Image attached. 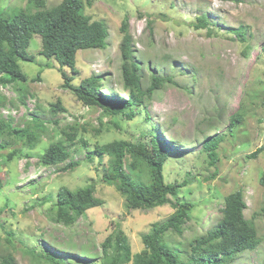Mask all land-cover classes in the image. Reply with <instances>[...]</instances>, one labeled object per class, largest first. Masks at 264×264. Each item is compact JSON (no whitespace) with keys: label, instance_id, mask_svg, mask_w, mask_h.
I'll list each match as a JSON object with an SVG mask.
<instances>
[{"label":"rangeland","instance_id":"rangeland-1","mask_svg":"<svg viewBox=\"0 0 264 264\" xmlns=\"http://www.w3.org/2000/svg\"><path fill=\"white\" fill-rule=\"evenodd\" d=\"M44 1L51 8L61 0ZM25 6L26 0H0V16L10 17ZM85 14L103 22L109 37L104 50L77 52L79 74L73 85L92 75H103L106 82L102 94L114 91L119 98H127L119 50L124 21L134 61L140 66L142 88L152 83L153 76L169 78L170 82L161 84L146 103L149 119L141 113L132 120L118 118L117 122L98 107L83 106L72 91L63 89L59 65L40 54L41 39L32 37L27 52L35 57L34 62H18L26 84L0 86V119H10L13 126L21 128L35 113L46 122L47 131L34 149L21 143L14 146L12 140L9 149H0V263L11 257L15 264H46L26 252L33 247L40 251L42 246L69 262L70 257L88 256L100 264V244L116 220L122 224L132 253L139 252L142 234L151 224L166 220L174 209L165 205L127 210L119 192L99 181L107 158L101 164L97 157L88 162L86 154L95 145L114 140L147 142L148 131L154 126L176 151L164 165L165 182L188 180L179 190L178 200L195 205L183 236L168 233L165 245L170 249L181 245L184 250L188 241L214 227L225 196L241 190L247 206L245 218L255 226L260 243L254 251L241 253L232 264H264V186L260 184L264 151L256 159L247 158L264 146V0H95ZM201 15H206L212 25L210 34L192 27ZM240 26L245 30V43L227 29ZM19 87L24 92L18 91ZM56 103L65 112L53 118L50 107ZM234 115L242 119L229 132ZM71 128H76L78 139L86 142V147L79 143L72 147L71 158L78 161V167L61 172L58 168L63 165L40 164L39 155L60 139L61 130ZM211 136H223L214 167L202 149ZM15 148H20L21 154L8 160V152ZM89 184H94V196L103 204L88 210L71 227L57 223V191L61 187L74 191Z\"/></svg>","mask_w":264,"mask_h":264},{"label":"trees","instance_id":"trees-1","mask_svg":"<svg viewBox=\"0 0 264 264\" xmlns=\"http://www.w3.org/2000/svg\"><path fill=\"white\" fill-rule=\"evenodd\" d=\"M95 0H61L51 8L46 7L44 0H26V6L10 17L0 16V86L23 85L27 77L22 73L18 62H34L35 57L27 52L33 36L41 39L40 54L47 60L55 61L59 67L63 89L72 91L77 101L85 107H98L102 112L119 120H132L134 116L145 114L149 119L146 103L150 101L154 92L161 88V84L169 78L153 76L152 83L142 88L140 66L134 61L131 48V37L128 34V24H121L122 40L119 46L121 54V80L123 89L128 93L127 98L121 99L108 84L111 95L102 94L101 88L106 82L103 75H92L81 79L78 85L73 81L79 72L76 69V54L81 50H104L109 37L105 24L93 21L85 14L87 7H92ZM241 2V0H234ZM195 30L213 32L212 25L206 15L196 17L192 23ZM230 34L239 38L241 43L246 42L243 27L227 28ZM210 34V33H209ZM49 63L46 64L49 67ZM68 68L66 71L63 68ZM39 76V75H38ZM162 81L160 83L159 81ZM24 92L22 87L17 89ZM109 92V91H108ZM106 93V92H105ZM22 103L23 100L20 99ZM58 112H65L59 103L50 107L53 118ZM240 115L231 117L228 131L241 121ZM57 124L56 120H53ZM46 122L35 113L23 127H15L10 119H0V149H9L13 141L21 143L29 149H34L40 143L47 131ZM115 125L117 126L116 122ZM147 142L134 143L125 140H114L103 145H95L92 151L86 154V161L91 162L97 157L99 164L107 158V166L101 170L100 183L114 187L123 197L127 210H152L157 207L170 205L174 211L162 222L151 224L147 233L142 234V249L132 253L129 239L125 234L120 221L112 222L110 234L100 244V264H232L244 252L254 251L260 240L253 223L245 218L244 211L247 206L241 190L234 191L225 196L223 207L220 209V218L214 227L204 234L194 237L185 244L184 250L174 246L167 247L164 238L168 233L179 237L183 236L184 225L190 220V213L195 205L190 202L178 200L179 190L185 187L188 180L181 183H166L163 174L164 165L176 151L173 143L166 142L159 135L154 126L148 131ZM223 136H211L202 145L203 152L207 154L209 165L215 166L218 162L217 147ZM12 140V141H11ZM86 147V142L78 139L77 129L61 130V137L50 143L38 161L45 167H55L58 171L69 172L78 167L74 161L72 147L76 144ZM20 148L8 152L7 158L11 160L15 155L21 154ZM264 151V146L257 148L248 155V159H256ZM28 158V155H24ZM216 176V170L212 177ZM260 184L264 186V175L260 177ZM94 184L76 189L74 191L61 187L56 193L55 221L65 227H71L103 201L95 196ZM264 212V209H263ZM31 258L39 263L46 264H96L94 259L61 257L49 248L41 246L26 251ZM0 264H15L11 257L2 260Z\"/></svg>","mask_w":264,"mask_h":264}]
</instances>
